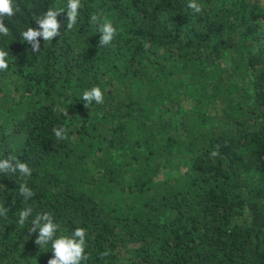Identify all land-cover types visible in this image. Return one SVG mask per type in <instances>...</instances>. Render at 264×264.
<instances>
[{"label":"trees","instance_id":"trees-1","mask_svg":"<svg viewBox=\"0 0 264 264\" xmlns=\"http://www.w3.org/2000/svg\"><path fill=\"white\" fill-rule=\"evenodd\" d=\"M188 2L81 0L74 28L62 13L37 53L20 33L67 0H16L3 18L0 158L32 174H0V264H47L50 245L28 234L44 211L86 230L82 264H264V0H197L199 14ZM92 14L117 28L109 46ZM92 86L104 103L84 108Z\"/></svg>","mask_w":264,"mask_h":264},{"label":"clouds","instance_id":"clouds-1","mask_svg":"<svg viewBox=\"0 0 264 264\" xmlns=\"http://www.w3.org/2000/svg\"><path fill=\"white\" fill-rule=\"evenodd\" d=\"M81 8V0H67L66 9L49 8L43 14L35 19V25L26 27V30L20 33V37L31 47L32 53H37L41 49L40 40L44 42L52 41L60 35L61 22L57 19L62 13L66 14V26L68 30H72L77 24L79 9ZM194 14L202 11V6L197 0H189L187 3ZM20 11L16 0H0V35L8 36L10 29L4 23V17H12ZM90 24L99 34V47L109 46L117 35V28L112 21L103 15L92 14ZM147 46V45H146ZM9 51L0 49V71H6L8 64ZM84 101V108L90 106L93 102L100 105L104 103V93L99 86H92L85 89L81 96ZM62 114L68 116L67 111L61 110ZM52 132L57 140L69 139L68 129L64 126H56L52 128ZM220 145H216L215 149L209 153V158L219 156ZM21 177H29L32 169L26 162H21L15 155H7L0 158V174H16ZM0 188H4L0 185ZM18 192L23 196L25 202L34 196V192L28 187L27 182L19 184ZM10 208L0 206V217L6 218ZM17 224L21 227L28 222L29 217H33V208L26 206L19 210ZM59 232V234H58ZM29 236L35 234L34 243L37 246L44 247L50 245L52 256L48 259L47 264H82L83 261L89 259L86 253V230L83 227L75 228L70 234L60 230V225L55 222L51 212H38L31 219V226L28 230ZM110 253L105 251L101 253V258L108 256Z\"/></svg>","mask_w":264,"mask_h":264}]
</instances>
